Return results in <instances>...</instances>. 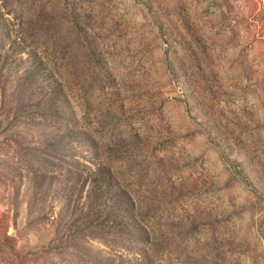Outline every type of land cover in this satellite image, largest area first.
<instances>
[{"label": "rangeland", "instance_id": "rangeland-1", "mask_svg": "<svg viewBox=\"0 0 264 264\" xmlns=\"http://www.w3.org/2000/svg\"><path fill=\"white\" fill-rule=\"evenodd\" d=\"M0 264H264V0H0Z\"/></svg>", "mask_w": 264, "mask_h": 264}, {"label": "trees", "instance_id": "trees-1", "mask_svg": "<svg viewBox=\"0 0 264 264\" xmlns=\"http://www.w3.org/2000/svg\"><path fill=\"white\" fill-rule=\"evenodd\" d=\"M109 225H111V224H109ZM103 236H105V235H103V234H97V233H93V234H92V237H99V238H102Z\"/></svg>", "mask_w": 264, "mask_h": 264}]
</instances>
